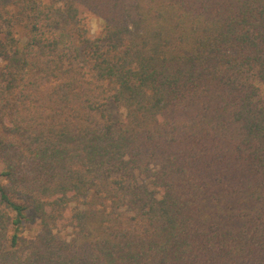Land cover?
<instances>
[{
	"label": "trees",
	"instance_id": "16d2710c",
	"mask_svg": "<svg viewBox=\"0 0 264 264\" xmlns=\"http://www.w3.org/2000/svg\"><path fill=\"white\" fill-rule=\"evenodd\" d=\"M0 264H264V0H0Z\"/></svg>",
	"mask_w": 264,
	"mask_h": 264
},
{
	"label": "rangeland",
	"instance_id": "374dc122",
	"mask_svg": "<svg viewBox=\"0 0 264 264\" xmlns=\"http://www.w3.org/2000/svg\"><path fill=\"white\" fill-rule=\"evenodd\" d=\"M86 21L90 29L91 36H96L102 31L103 26H104V22L102 19H99L97 16L93 14H86ZM112 110H113L115 119L120 118L121 115L123 114V111L117 108L113 104H112Z\"/></svg>",
	"mask_w": 264,
	"mask_h": 264
}]
</instances>
